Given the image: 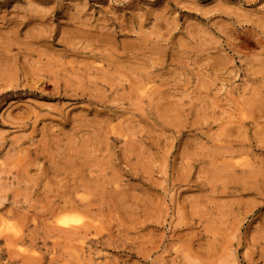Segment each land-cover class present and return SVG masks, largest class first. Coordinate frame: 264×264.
Returning <instances> with one entry per match:
<instances>
[{"label":"rangeland","instance_id":"374dc122","mask_svg":"<svg viewBox=\"0 0 264 264\" xmlns=\"http://www.w3.org/2000/svg\"><path fill=\"white\" fill-rule=\"evenodd\" d=\"M0 264H264V0H0Z\"/></svg>","mask_w":264,"mask_h":264}]
</instances>
